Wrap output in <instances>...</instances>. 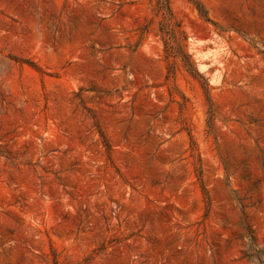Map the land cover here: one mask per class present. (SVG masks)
<instances>
[{
	"label": "rangeland",
	"instance_id": "1",
	"mask_svg": "<svg viewBox=\"0 0 264 264\" xmlns=\"http://www.w3.org/2000/svg\"><path fill=\"white\" fill-rule=\"evenodd\" d=\"M0 264H264V0H0Z\"/></svg>",
	"mask_w": 264,
	"mask_h": 264
}]
</instances>
